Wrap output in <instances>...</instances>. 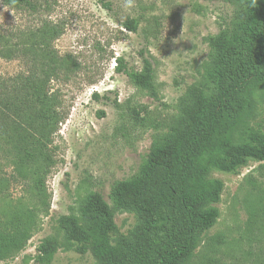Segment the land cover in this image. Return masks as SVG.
Returning a JSON list of instances; mask_svg holds the SVG:
<instances>
[{"label":"trees","instance_id":"trees-1","mask_svg":"<svg viewBox=\"0 0 264 264\" xmlns=\"http://www.w3.org/2000/svg\"><path fill=\"white\" fill-rule=\"evenodd\" d=\"M230 2L238 14L230 28L207 38L209 63L202 83L189 89L182 101L179 126L154 140L133 178L113 185L110 203L93 193L79 217L59 219L69 241L81 254L90 252L96 264L189 262L220 218L225 185L212 174L239 175L251 162L264 164V133L251 125L264 101V0ZM3 3L31 14L48 6L47 0ZM124 27L136 32L138 25L129 20ZM63 29L43 24L25 36V43L0 36V57L25 66L14 77L0 76V262L27 247L36 214L50 210L47 181L57 166L55 139L66 119L62 97L52 83L69 81L79 71L71 56H59L52 48ZM116 62L117 73L158 98L149 60L140 71L129 70L121 58ZM13 184L24 188L31 199L28 206L8 197L7 187ZM118 213L135 218L127 234L116 224ZM260 222L264 206L252 210L249 220L255 228ZM258 231L264 233V224ZM212 241L221 243L223 237ZM57 252L56 243L43 242L36 262L49 264Z\"/></svg>","mask_w":264,"mask_h":264},{"label":"rangeland","instance_id":"rangeland-1","mask_svg":"<svg viewBox=\"0 0 264 264\" xmlns=\"http://www.w3.org/2000/svg\"><path fill=\"white\" fill-rule=\"evenodd\" d=\"M47 2L39 13L31 14L0 0V36L25 43V36L43 24L60 25L64 33L52 48L79 64L69 81L52 83L62 97L66 119L55 139L57 166L47 181L50 210L36 214L27 247L0 264H39L38 248L46 241L58 246L49 264H96L90 252L81 254L69 241L59 219L79 217V209L93 193L110 203L113 185L133 178L154 140L179 126L182 101L189 89L202 83L209 63L207 38L230 28L238 7L230 0ZM129 20L137 22L136 32L124 27ZM119 58L135 71L142 69L145 59L152 63L157 99L117 73ZM24 71L21 61L0 57V76ZM251 125L264 133V101ZM212 176L225 185L218 205L220 218L185 264H264V233L258 235L264 222L257 228L249 224L252 210L264 206V164L251 162L239 175L214 172ZM7 194L14 204L28 206L31 200L17 184L8 186ZM116 224L121 234H127L135 218L118 213ZM217 237L223 241L214 243Z\"/></svg>","mask_w":264,"mask_h":264},{"label":"built area","instance_id":"built-area-1","mask_svg":"<svg viewBox=\"0 0 264 264\" xmlns=\"http://www.w3.org/2000/svg\"><path fill=\"white\" fill-rule=\"evenodd\" d=\"M92 94V93H91Z\"/></svg>","mask_w":264,"mask_h":264}]
</instances>
